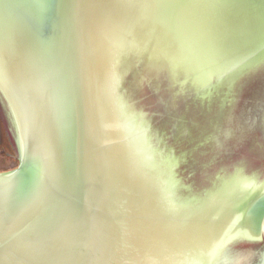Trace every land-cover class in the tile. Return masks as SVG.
I'll use <instances>...</instances> for the list:
<instances>
[{
	"label": "water",
	"instance_id": "1",
	"mask_svg": "<svg viewBox=\"0 0 264 264\" xmlns=\"http://www.w3.org/2000/svg\"><path fill=\"white\" fill-rule=\"evenodd\" d=\"M225 2L213 43L188 16L0 0V109L15 149L0 135V184L43 178L76 206L54 240L19 241L0 264H264L262 0ZM67 3L79 4L70 34ZM244 57L220 79L208 67ZM36 214L21 209L16 231Z\"/></svg>",
	"mask_w": 264,
	"mask_h": 264
},
{
	"label": "snow or ice",
	"instance_id": "2",
	"mask_svg": "<svg viewBox=\"0 0 264 264\" xmlns=\"http://www.w3.org/2000/svg\"><path fill=\"white\" fill-rule=\"evenodd\" d=\"M99 2L102 6L112 9L125 7L140 10L150 9L161 24L175 17L188 16L205 27L213 43L216 42L221 30L219 18L225 9L230 7L225 0H99ZM78 7V3H67L61 6L69 34L73 28ZM258 39L261 42V47L264 48V0H262L259 11ZM4 55L5 50H0V76L6 75L10 71ZM247 59L248 57H244L243 60L233 63L231 67L217 68L216 64L208 67L216 74L217 79H220L224 74L239 68ZM206 86H211V80L207 81ZM107 180L105 170L98 169L97 191L105 190ZM69 184L73 189L75 188L74 177H69ZM25 208L37 210L32 221L31 231L27 233L15 229L18 215L21 209ZM75 214V204L64 201L44 182L43 178L35 186L29 176H22L20 179L14 178L11 181L5 180L0 184V258L6 259L10 255V250L19 241L30 243L54 240L62 222L69 216L74 217ZM16 252L22 254L23 249L17 247Z\"/></svg>",
	"mask_w": 264,
	"mask_h": 264
},
{
	"label": "flooded vegetation",
	"instance_id": "3",
	"mask_svg": "<svg viewBox=\"0 0 264 264\" xmlns=\"http://www.w3.org/2000/svg\"><path fill=\"white\" fill-rule=\"evenodd\" d=\"M1 114H2V113H1V109H0V135H1V137H2V134L4 135V132H5L6 136L8 137L9 143H10V145H11L13 151H15V149L13 148L14 146H13L12 140L10 139L9 134H8V132H7V130H6V127H5V125H4L3 118H2V115H1ZM1 145H2V139H1ZM14 160H16L17 165H18L17 156H16V159H15V157H14Z\"/></svg>",
	"mask_w": 264,
	"mask_h": 264
}]
</instances>
